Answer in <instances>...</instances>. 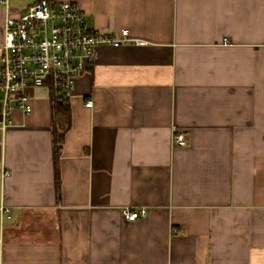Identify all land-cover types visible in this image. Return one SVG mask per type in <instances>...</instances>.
I'll list each match as a JSON object with an SVG mask.
<instances>
[{"label":"crops","instance_id":"obj_1","mask_svg":"<svg viewBox=\"0 0 264 264\" xmlns=\"http://www.w3.org/2000/svg\"><path fill=\"white\" fill-rule=\"evenodd\" d=\"M49 1L134 42L0 129V264H264V0Z\"/></svg>","mask_w":264,"mask_h":264},{"label":"built area","instance_id":"obj_2","mask_svg":"<svg viewBox=\"0 0 264 264\" xmlns=\"http://www.w3.org/2000/svg\"><path fill=\"white\" fill-rule=\"evenodd\" d=\"M5 11L3 42L0 44V129L13 124V114H31L30 92L47 89L68 106L76 80L94 60L102 46L120 47L134 40L128 30L121 36L92 29L82 8L74 3L40 0L15 14L9 0H0ZM143 44L142 42H137ZM93 108L92 101L86 102ZM174 142L187 146L183 133ZM147 216L145 209L125 212L128 221Z\"/></svg>","mask_w":264,"mask_h":264},{"label":"trees","instance_id":"obj_3","mask_svg":"<svg viewBox=\"0 0 264 264\" xmlns=\"http://www.w3.org/2000/svg\"><path fill=\"white\" fill-rule=\"evenodd\" d=\"M62 106L64 107V105L63 104H61L60 102H58L57 101V103H56V107L58 108V109H62ZM67 112H69V109H68V107L67 108H63V114H66ZM56 135H58V133H57V131H56ZM60 138H58L57 136H56V139H55V143H56V145L57 146H59L60 145V143L62 142V140H63V134H59L58 135ZM56 185H57V189H58V193L60 194V185H61V181H60V176H59V173H56Z\"/></svg>","mask_w":264,"mask_h":264}]
</instances>
